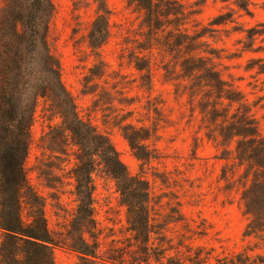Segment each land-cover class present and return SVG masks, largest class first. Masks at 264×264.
Segmentation results:
<instances>
[{"label": "trees", "instance_id": "trees-1", "mask_svg": "<svg viewBox=\"0 0 264 264\" xmlns=\"http://www.w3.org/2000/svg\"><path fill=\"white\" fill-rule=\"evenodd\" d=\"M230 1L237 13L251 15L252 0ZM92 2L94 17L86 43L94 60L101 64L99 49L110 37L112 11L106 0ZM203 3L127 0L126 8L138 19L141 38L131 62L138 72L145 71L143 82L150 90L154 54L158 55L164 83L172 87L174 100H184L190 117H198L202 136L222 163L221 180L230 185V178H234V187L229 190L239 193L241 215L246 220L242 236L264 243V135L256 116L264 95L250 100L252 93L239 85L243 78L230 73L221 62L252 54L245 71H252L251 78L260 80L258 91L263 92L264 22L241 30L240 48L224 57L207 38L215 27L231 23L232 16L220 13L204 26L197 18ZM54 14L52 0H0V264H54L55 250L72 253L83 263H117L100 252L92 174L99 166L113 182L127 232L136 245L135 255L150 246L155 234L149 212L151 193L146 180L131 175L120 162L109 138L79 116L72 95L62 83L60 64L49 42ZM245 87L253 90L257 85ZM40 103L60 121L49 130H61L75 147L71 171L76 206L63 233L48 227L44 201L25 175L31 128ZM120 131L141 166L155 159L145 145L150 138L148 128L127 124ZM178 217L172 222L182 221ZM200 255L198 251L188 264H204ZM249 259L237 254L216 259L213 264H250Z\"/></svg>", "mask_w": 264, "mask_h": 264}, {"label": "rangeland", "instance_id": "rangeland-1", "mask_svg": "<svg viewBox=\"0 0 264 264\" xmlns=\"http://www.w3.org/2000/svg\"><path fill=\"white\" fill-rule=\"evenodd\" d=\"M112 11L110 37L99 49L101 64L87 47L86 36L94 17L92 0H52L55 14L49 42L60 64L61 80L76 104L79 116L106 135L120 162L131 175L142 176L151 193L149 212L155 234L150 246L133 253L136 246L127 232L124 211L112 181L97 166L93 199L100 252L117 263L95 264H188L199 251L200 261L213 264L216 259L237 254L249 256L250 264L264 261V243L242 236L246 223L241 215L239 193L234 178L226 185L220 178L222 163L198 128V117H190L184 100H174L172 87L164 83L160 59L154 54L150 90L143 82L145 71L138 72L131 62L140 45L138 19L126 8L127 0H106ZM202 2V0H186ZM230 0H204L199 22L206 26L212 17L228 12L231 23L215 27L208 44L221 50L222 56L236 53L244 30L264 22V0H252L251 15H240ZM223 59L230 73L243 78L240 87L250 100L264 95L259 81L245 71L246 60ZM246 84L257 85L245 87ZM264 99L256 107L264 135ZM196 116V117H195ZM60 121L50 116L44 104L35 112L31 145L25 161L27 181L44 201V215L52 231L65 232L75 209L72 167L75 147L57 127ZM130 124L146 127L150 138L145 145L155 157L146 166L137 161L120 128ZM143 167V168H142ZM181 216L182 221L173 223ZM1 241V233H0ZM144 262V263H143ZM92 264L79 261L76 255L54 251V264ZM94 264V263H93Z\"/></svg>", "mask_w": 264, "mask_h": 264}]
</instances>
